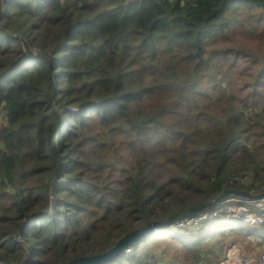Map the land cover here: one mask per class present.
<instances>
[{
	"label": "trees",
	"instance_id": "16d2710c",
	"mask_svg": "<svg viewBox=\"0 0 264 264\" xmlns=\"http://www.w3.org/2000/svg\"><path fill=\"white\" fill-rule=\"evenodd\" d=\"M238 35L255 50L210 47ZM0 113V264L102 253L223 190L264 192V169L229 164L264 150V0H0ZM217 219L103 264H160L156 247L211 264L219 233L257 235Z\"/></svg>",
	"mask_w": 264,
	"mask_h": 264
},
{
	"label": "rangeland",
	"instance_id": "374dc122",
	"mask_svg": "<svg viewBox=\"0 0 264 264\" xmlns=\"http://www.w3.org/2000/svg\"><path fill=\"white\" fill-rule=\"evenodd\" d=\"M222 44H231V45L243 44L245 47H247L249 49L255 50V48H256V45L254 43L250 42V40L246 39L245 37H243L241 35L231 37L230 40L216 39V41H214L213 43L210 44V47H217V46H220ZM34 51H36V50H34ZM245 76H246V74H245V72L242 73V69L240 71V74H236V78L240 77L241 81H242L243 77H245ZM77 109L78 108L76 106H74V110H77ZM70 110H72V109H70ZM5 122H6V120L3 116V114L0 113V126L4 125ZM260 142H261L260 138H258L255 141L256 147L259 150L254 151L253 147L250 146V144H247L248 148H250L249 149L251 152L250 156H247L246 154H239L238 155V153H235V155L232 157V160L230 161L229 164L230 165L240 164L243 159H246V160L250 161L254 167H256V168L260 167V168L264 169V150L262 148H259ZM85 154L88 155L89 151H86ZM263 171L262 170L258 171V175H257L258 178H259V176L263 175ZM242 173H246V175H248L250 178L252 177V179H253L255 172L253 170H251V171H246V172H242ZM96 179H98V178H96ZM256 181L258 183L260 180L257 179ZM263 182H264V179H263ZM55 183H59V181L55 179L54 184ZM8 191H11V190L8 188ZM216 221L218 222V224L214 223L216 225V227H218L220 225H225V224L227 225V227H230L231 225H238L239 224L240 227H244L247 232L257 233V235L259 234V236L264 237V230H263L264 224H261L259 226H250V225H246L241 220L233 221L232 219H229L226 217L225 218H218ZM228 221L230 223H228ZM210 222H213V221H210ZM201 224H204V223L196 224L194 226H191L190 228H196L198 225H201ZM173 227H175V226H172V227L170 226L167 229H172ZM257 235L245 233V231L242 233H238V232H233L231 230H225L223 233H219L216 238H213L210 241V243H212L211 246L214 247V245H215V250L212 249V254H213V252H214V254L213 255L211 254L210 256L208 254H206L205 256H203V255L202 256L203 257H210V258L213 257L211 264H219V262H220L219 256L221 258L225 248H227L231 245L237 246L239 248L242 256L253 255L257 251L264 252V241L261 240L260 238H258ZM15 238H14L15 241H19L21 239L20 236H16ZM171 244L173 245L174 248L179 247L177 242H175V244L172 242ZM218 250H219V252H218V254H216V251H218ZM161 251H162L161 247H156L154 250V253L157 256L156 258L159 260L158 262L165 263V260L167 259V257ZM125 252L127 254H131L132 250H131V248H129V249L125 250ZM139 252H140V250L138 249L137 253H139ZM173 252H174V249L171 253H173ZM161 256L163 257L164 260H161ZM186 258L190 259L191 256L188 253H186L183 255V257H181L182 260L186 259ZM187 263L188 262H186L185 264H187Z\"/></svg>",
	"mask_w": 264,
	"mask_h": 264
},
{
	"label": "built area",
	"instance_id": "2783aa9c",
	"mask_svg": "<svg viewBox=\"0 0 264 264\" xmlns=\"http://www.w3.org/2000/svg\"><path fill=\"white\" fill-rule=\"evenodd\" d=\"M237 180L246 183L250 181V177L244 175L237 177ZM225 217L233 221L241 220L250 226L264 224V197L248 199L239 196H229L218 202L209 211L193 213L175 220L173 226L191 227L209 220ZM219 261V264H264V252L257 251L253 255L242 256L239 248L231 245L225 248L221 258L219 256Z\"/></svg>",
	"mask_w": 264,
	"mask_h": 264
},
{
	"label": "water",
	"instance_id": "95a60500",
	"mask_svg": "<svg viewBox=\"0 0 264 264\" xmlns=\"http://www.w3.org/2000/svg\"><path fill=\"white\" fill-rule=\"evenodd\" d=\"M229 196H239L245 197L248 199H256L260 197H264V192L261 193H251L244 190H233L226 189L220 192L215 198L204 203L193 206L181 213L165 218L161 221H153L148 222L145 225L138 227L126 234H124L111 248L106 250L105 252L93 254V255H84L73 258L67 262L61 264H103L114 258H116L119 254L123 253L126 249L131 247L136 241H138L142 236L152 231L153 229H157L160 226L166 224L167 222L180 219L182 217L188 216L192 213H197L203 210H207L215 206L218 202L227 198Z\"/></svg>",
	"mask_w": 264,
	"mask_h": 264
},
{
	"label": "bare ground",
	"instance_id": "6f19581e",
	"mask_svg": "<svg viewBox=\"0 0 264 264\" xmlns=\"http://www.w3.org/2000/svg\"><path fill=\"white\" fill-rule=\"evenodd\" d=\"M211 221H213V220H211ZM232 222H233V221H232ZM228 223H230V222L228 221ZM228 223H227V224H228ZM238 225H239V224H238ZM232 226H233V225H232ZM232 226H231V227H232ZM239 226H240V225H239ZM242 226H243V225H242ZM235 228H236V227H235ZM216 229H218V228H216ZM223 229H224V228H223ZM230 229H231V228H230ZM212 230H213V229H212ZM239 230H240V229H239ZM263 230H264V228H263ZM251 231H252V230H251ZM167 232H168V231H167ZM165 233H166V232H165ZM170 234H171V233H170ZM210 234H212V233H210ZM255 234H257V233H255ZM258 235H259V234H258ZM261 235H262V234H261ZM170 236H171V235H170ZM208 236H209V235H208ZM206 238H207V237H206ZM262 238H264V237H262ZM221 242H222V241H221Z\"/></svg>",
	"mask_w": 264,
	"mask_h": 264
}]
</instances>
